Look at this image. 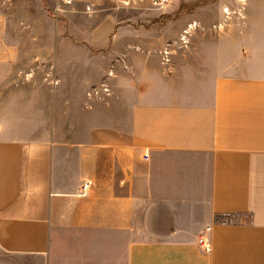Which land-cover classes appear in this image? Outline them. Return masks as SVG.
Segmentation results:
<instances>
[{
  "label": "crops",
  "instance_id": "obj_1",
  "mask_svg": "<svg viewBox=\"0 0 264 264\" xmlns=\"http://www.w3.org/2000/svg\"><path fill=\"white\" fill-rule=\"evenodd\" d=\"M64 1L91 4L95 22L67 25L52 61L75 64L66 44H84L122 71L84 78L107 86L99 97L80 76H0V264H264V0H243L219 34L193 30L181 50L187 22L240 0L188 21L174 19L181 0L124 18L105 0Z\"/></svg>",
  "mask_w": 264,
  "mask_h": 264
},
{
  "label": "rangeland",
  "instance_id": "obj_2",
  "mask_svg": "<svg viewBox=\"0 0 264 264\" xmlns=\"http://www.w3.org/2000/svg\"><path fill=\"white\" fill-rule=\"evenodd\" d=\"M156 0H144L142 2H132L129 5L125 4L123 0H105L103 3L109 6L111 12L118 14L120 18L125 17V13L128 9H136L143 6L150 11L163 10L165 7L172 4V0H168V4L156 7L153 2ZM214 0H202L192 7H186L181 0L180 10L174 19L186 20L185 15L194 8L199 6L206 7L213 3ZM239 4L235 8H223L227 11L224 13L222 10V17H218L217 13L213 9L205 8L206 14L200 19L199 25L203 29H197V33L194 31L193 35L190 34L192 40L198 34L209 35L208 28L212 25H221L219 30L212 31L219 34L227 30V26L230 22H234L237 18H241L239 11L241 12L244 6L243 0L238 1ZM64 0H0V58L2 55L9 54L12 51L13 61L12 65L8 63L0 65V76H80V89H84L89 92L94 87L90 88V84L84 82L85 77H101L99 83L104 82L107 77L113 78L116 74H120L122 69L120 66L109 63L107 60V52H97L87 46L80 45V50L73 53L71 47H65V52L69 56H76V63L74 64L72 59L65 64H61L52 61V57H55L56 42L60 41V36L72 39L73 36L69 32L68 26L72 23L79 25H92L95 22V18L88 17L85 13L89 10L87 7H91V4L86 2H75L71 5H67ZM102 5V4H101ZM65 9L64 15L60 17L66 24L65 29H62V33L57 32V8L62 7ZM94 9V7H92ZM71 10H73L71 12ZM73 13L72 16H65V14ZM179 13V14H178ZM236 17V18H235ZM98 19V17H97ZM188 21V19L186 20ZM195 22V21H192ZM187 22L186 26L188 23ZM157 23V22H156ZM164 22L162 19L158 22V25H162ZM34 25L35 33L24 31L23 26ZM153 24V23H152ZM186 26L183 27L186 28ZM217 31V32H216ZM192 35V38H191ZM59 37V38H58ZM66 38V39H65ZM67 42V40H66ZM48 45V52L50 53V61L48 65H41L40 60H36L39 57H33L40 51V48H44ZM168 50L167 48H165ZM169 51V50H168ZM112 76V77H111ZM89 90V91H88Z\"/></svg>",
  "mask_w": 264,
  "mask_h": 264
},
{
  "label": "built area",
  "instance_id": "obj_3",
  "mask_svg": "<svg viewBox=\"0 0 264 264\" xmlns=\"http://www.w3.org/2000/svg\"><path fill=\"white\" fill-rule=\"evenodd\" d=\"M123 1L126 2L125 4L132 3V0H123ZM168 2H169L168 0H156L153 2V5L156 7H160L162 5L168 4ZM198 28H199V23H197V22L189 23L186 26V28H184L182 30L181 34L178 37V40L172 43V44H174L173 46L176 47L177 49H180V50L185 49L189 43V40H190L189 38H190L191 32L195 29H198ZM213 28L220 29V26L219 25L214 26ZM159 54L161 55V57L165 61V63H168V56L170 55V51L163 49L162 51L159 52ZM92 91L93 92L88 94L89 97L91 95L99 97L100 91L102 93L108 94V88H107V86H105V84H102L98 90L93 89ZM198 245L205 254H209L211 245L209 244V242L206 239L199 238L198 239Z\"/></svg>",
  "mask_w": 264,
  "mask_h": 264
},
{
  "label": "bare ground",
  "instance_id": "obj_4",
  "mask_svg": "<svg viewBox=\"0 0 264 264\" xmlns=\"http://www.w3.org/2000/svg\"><path fill=\"white\" fill-rule=\"evenodd\" d=\"M224 12H227L226 10Z\"/></svg>",
  "mask_w": 264,
  "mask_h": 264
}]
</instances>
